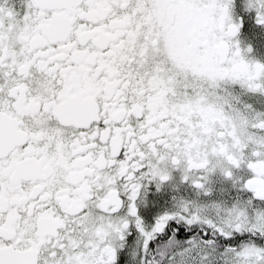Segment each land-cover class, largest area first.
Instances as JSON below:
<instances>
[{
  "label": "snow or ice",
  "instance_id": "6c2138e0",
  "mask_svg": "<svg viewBox=\"0 0 264 264\" xmlns=\"http://www.w3.org/2000/svg\"><path fill=\"white\" fill-rule=\"evenodd\" d=\"M264 0H0V264H264Z\"/></svg>",
  "mask_w": 264,
  "mask_h": 264
},
{
  "label": "flooded vegetation",
  "instance_id": "af4514ba",
  "mask_svg": "<svg viewBox=\"0 0 264 264\" xmlns=\"http://www.w3.org/2000/svg\"><path fill=\"white\" fill-rule=\"evenodd\" d=\"M254 42H255L256 47H257L258 55H259L261 58H264V41H261V40H255Z\"/></svg>",
  "mask_w": 264,
  "mask_h": 264
}]
</instances>
